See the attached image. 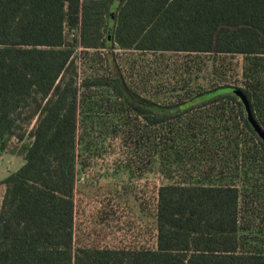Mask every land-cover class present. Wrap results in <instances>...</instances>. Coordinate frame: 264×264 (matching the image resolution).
Returning a JSON list of instances; mask_svg holds the SVG:
<instances>
[{
  "label": "trees",
  "instance_id": "trees-1",
  "mask_svg": "<svg viewBox=\"0 0 264 264\" xmlns=\"http://www.w3.org/2000/svg\"><path fill=\"white\" fill-rule=\"evenodd\" d=\"M232 89L264 131V0H0V154L23 158L0 264H264V141ZM114 146L161 178L152 216L79 183ZM116 203L145 241L110 238Z\"/></svg>",
  "mask_w": 264,
  "mask_h": 264
},
{
  "label": "rangeland",
  "instance_id": "rangeland-1",
  "mask_svg": "<svg viewBox=\"0 0 264 264\" xmlns=\"http://www.w3.org/2000/svg\"><path fill=\"white\" fill-rule=\"evenodd\" d=\"M110 36V35H109ZM80 50L78 51V53ZM116 54L118 55V58L120 57L121 51L117 50ZM238 59H240L238 57ZM241 60V59H240ZM35 122L31 124L29 127V130H31L34 126ZM29 140V139H28ZM17 143L16 140L12 142V144ZM12 147H10L11 149ZM119 149H116L115 146L112 148L107 149V151L102 152V157L94 160H90V165L84 169L83 172H80L78 175L79 183L85 184L87 186H91L94 184V186L101 183H108L110 185L117 184L119 187L125 186V185H131V186H137L138 188H141L142 191V197L144 198V201L146 202L145 205H143V212L142 215L143 219L146 218V216H152L154 202L152 200V196L155 194L156 188L161 184L162 180L156 175L153 174H145L141 171H138L137 176L131 181L129 174L126 171H122L120 169H117L119 166H124L127 164L126 162V154H122L120 156ZM23 164V158L17 155H14L10 153L8 150L4 153L0 154V180L10 171H14L18 169ZM120 170L118 173L114 174V170ZM114 174V175H113ZM5 191V187L0 185V202L2 200L3 194ZM83 192L86 194L87 188L83 189ZM128 200L127 194L124 195V201ZM115 205V204H114ZM138 211V208L136 209ZM115 211L118 213L117 215L120 216L119 223L123 224L125 227L124 231H120L117 229L114 231L113 234H111L110 238H115V236L120 239H127V241H140L143 242L144 237L143 233H140L137 231V228H139L137 220L133 219V217L129 216L126 208L123 209L120 208V205L116 203L115 205ZM134 211V209H133ZM131 214L133 215L132 211ZM115 217V215H114ZM117 217L114 221L117 222ZM144 227L141 229L144 233H148V239H151L152 237V230L151 227H147L143 225ZM139 238V239H138ZM149 242V241H148Z\"/></svg>",
  "mask_w": 264,
  "mask_h": 264
},
{
  "label": "water",
  "instance_id": "water-1",
  "mask_svg": "<svg viewBox=\"0 0 264 264\" xmlns=\"http://www.w3.org/2000/svg\"><path fill=\"white\" fill-rule=\"evenodd\" d=\"M113 27H114V20L112 18V20L110 21V24H109V35L110 36L112 35ZM231 91L234 92L235 94H237L241 98V100L244 103L246 110L248 112V119H249L250 123L252 124V126L254 127L256 132L259 134V136L264 141V131L261 129V127L258 125L256 120L254 119L250 105H249V102H248L246 96L243 94V92H241L238 89H232Z\"/></svg>",
  "mask_w": 264,
  "mask_h": 264
},
{
  "label": "crops",
  "instance_id": "crops-1",
  "mask_svg": "<svg viewBox=\"0 0 264 264\" xmlns=\"http://www.w3.org/2000/svg\"><path fill=\"white\" fill-rule=\"evenodd\" d=\"M17 170V169H16ZM14 170V171H16ZM14 171H10L9 173H7L0 181H2L4 178H6L10 173L14 172ZM1 185V184H0ZM4 186V185H2ZM5 187V186H4ZM5 192V191H4ZM4 195V194H3ZM3 198V197H2ZM2 201V200H1ZM1 203V202H0Z\"/></svg>",
  "mask_w": 264,
  "mask_h": 264
}]
</instances>
